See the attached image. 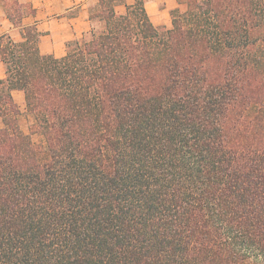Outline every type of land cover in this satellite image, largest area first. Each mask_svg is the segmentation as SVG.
<instances>
[{
    "label": "trees",
    "instance_id": "trees-1",
    "mask_svg": "<svg viewBox=\"0 0 264 264\" xmlns=\"http://www.w3.org/2000/svg\"><path fill=\"white\" fill-rule=\"evenodd\" d=\"M118 1L60 59L0 39V264H264L262 0Z\"/></svg>",
    "mask_w": 264,
    "mask_h": 264
},
{
    "label": "crops",
    "instance_id": "crops-1",
    "mask_svg": "<svg viewBox=\"0 0 264 264\" xmlns=\"http://www.w3.org/2000/svg\"><path fill=\"white\" fill-rule=\"evenodd\" d=\"M136 0H119L114 10L125 14L126 8ZM187 0H142L143 8L157 29H170L174 13H184ZM16 2L18 9L11 4ZM96 0H0V39L14 42L25 40L28 27L34 26L38 33L37 47L40 55L62 58L66 45L80 39L90 31V7ZM264 8V0H262ZM6 78V69L0 59V81ZM11 96L18 107H24V93L12 90Z\"/></svg>",
    "mask_w": 264,
    "mask_h": 264
},
{
    "label": "rangeland",
    "instance_id": "rangeland-1",
    "mask_svg": "<svg viewBox=\"0 0 264 264\" xmlns=\"http://www.w3.org/2000/svg\"><path fill=\"white\" fill-rule=\"evenodd\" d=\"M178 15V14H177ZM20 109V115L18 118V124L21 129V131L25 134H29L31 137V140L34 143L41 142V137L36 134H31V126L34 123L33 117L27 113L26 107H25V101H24V107H18ZM1 125V122H0Z\"/></svg>",
    "mask_w": 264,
    "mask_h": 264
}]
</instances>
